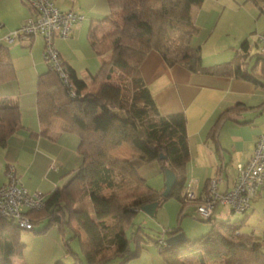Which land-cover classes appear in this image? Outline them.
Segmentation results:
<instances>
[{"label":"trees","instance_id":"obj_1","mask_svg":"<svg viewBox=\"0 0 264 264\" xmlns=\"http://www.w3.org/2000/svg\"><path fill=\"white\" fill-rule=\"evenodd\" d=\"M106 1L109 14L101 20L109 22L111 29L102 38L109 41L110 56L92 77L93 81H98L97 90L82 95L85 80L77 78L68 68L74 95L50 68L38 76L36 83L39 123L46 129L53 119L64 118L68 129L78 136L81 164L65 185L46 196L42 209L29 210L27 215L33 229L46 221L42 231L53 224L61 230L64 224L71 226L74 221L79 225L85 234V241L81 243L84 262L72 253L74 264H108L114 258H120L119 264H125L138 255V250L130 252L125 227L134 225L133 217L142 205L158 201L159 206L172 197L181 203L182 212L188 202L184 199L189 159L186 117L182 112L162 114L158 110L140 73V65L148 52L158 51L169 66L180 65L191 72L238 76L259 83L254 75L243 69L240 54L209 68L202 66L199 47L190 44L197 28L183 13L184 4L197 0ZM115 15H119V23L113 21ZM97 27L92 21L88 36L93 46L98 41ZM246 46L247 41H243L244 51ZM0 66L8 70L0 74V79H5L11 64L0 59ZM261 75L264 76V64ZM21 126L18 105L0 99V149ZM122 144L132 150L130 158L111 155ZM161 154L165 157L161 158ZM134 157L156 160L163 175L166 167L174 171L177 181L167 197L162 196L164 188L157 190L146 185L132 163ZM126 184H133L135 189L130 202H123L113 192L103 193L104 189L113 190ZM207 189L208 185L205 193ZM84 195L90 198L93 215L84 208L73 207ZM110 217L120 223L110 239L115 250L105 256L107 237L104 231L109 228L105 218ZM204 220L212 222V217ZM211 225L208 233L196 239L186 238L176 245H167L161 238L165 240L182 231L179 226L164 229L152 242L164 264H264V242L240 231V224L219 222L216 225L214 221ZM138 228L132 231V238L139 248L138 240L143 234ZM18 229L13 220L0 216V264H13L11 256L21 253Z\"/></svg>","mask_w":264,"mask_h":264},{"label":"crops","instance_id":"obj_2","mask_svg":"<svg viewBox=\"0 0 264 264\" xmlns=\"http://www.w3.org/2000/svg\"><path fill=\"white\" fill-rule=\"evenodd\" d=\"M50 1L62 10H73L84 16L81 21L73 23L68 37H55L54 45L66 67L73 71L77 78L85 80L81 94L93 93L97 90L98 81H93L92 77L102 62L109 58L110 44H105L101 38V41L98 39L93 46L88 33L92 21L95 25L107 23L101 20L109 14L107 1ZM254 3L264 5V0H254ZM218 9L219 7L213 3H206V0L188 2L183 6V13L197 28L190 44L192 43L191 46L194 48L199 47L202 65L205 64L203 61L206 56L202 50L203 45L200 46L202 42H198V36L207 31L210 33L212 29L210 19H213L214 12ZM32 15L34 11L26 0H0V59L8 60L11 64L9 76L0 79V99L18 105L22 125L0 149V186L7 182V169L13 167L19 185L29 192L41 191L47 196L69 181L81 164V155L78 152V136L68 129L64 118L53 119L46 129L39 123L36 83L38 76L49 69L43 57L44 44L41 35L16 37L12 40L6 38ZM242 27L238 29L239 35H243ZM262 31L264 26L259 33ZM193 41L199 45L193 44ZM243 41H247L246 51L241 48ZM259 43L255 45L259 46ZM260 45L262 48L259 53L254 54L256 61L252 66L242 58L243 69L254 75L259 83L238 76L191 72L180 65L169 66L155 50L148 52L140 65L143 81L160 113L182 112L186 117L189 147L186 182L192 181L198 199L186 202L182 212L187 205L195 208L197 201L206 194L209 179L213 177L219 179L221 191L231 189L236 164L248 160L257 135L264 131V119L257 116L264 108V76L261 75L264 47L261 43ZM226 46L224 44L215 46L214 54L211 55L215 62H209L203 67L209 68L230 61L239 54L250 57L248 38L241 40L240 44L226 43ZM227 48L233 50L228 51ZM2 69L0 66V74L8 72ZM211 129H214V133H211ZM122 145L111 155L130 158L132 150L126 147L121 149ZM161 188H164V185ZM247 211L237 223L244 222L252 211L262 219L264 199L259 197L252 200ZM223 213V206L217 205L211 217L216 214L215 217L219 216L220 220L222 215H225ZM257 231L258 227L253 228L250 234L261 235ZM77 235L80 236L81 243L85 241L82 230L80 232L78 229Z\"/></svg>","mask_w":264,"mask_h":264},{"label":"rangeland","instance_id":"obj_3","mask_svg":"<svg viewBox=\"0 0 264 264\" xmlns=\"http://www.w3.org/2000/svg\"><path fill=\"white\" fill-rule=\"evenodd\" d=\"M206 3H213L214 6L219 7V9L214 12L213 19H210V24L212 25L210 33L212 34L209 35V31H207L198 36V42H202L200 46L203 45L202 50L206 56L203 62L205 64L215 62L213 56H211L214 54L215 46H220V44L226 46V43L240 44L241 40L248 38L250 43V57L243 58L252 66L256 61V55L254 54L257 52L259 53L262 48L258 42V33L264 26V5L261 3L256 5L254 0H206ZM113 21L119 23V15H115ZM241 26H243V35H239L238 29ZM109 29H111V24L109 22L100 23L96 31L97 40L99 39V41H101L102 35ZM206 40L207 42H205ZM104 41L105 44L109 43L108 40ZM255 43H259V46H256ZM193 44L199 45V43L197 44L194 41ZM229 49L230 48H227L226 50L229 51ZM232 50L233 49H230V51ZM221 54L223 53H219V55ZM205 64L202 66H205ZM257 116L264 119V108L261 109V113L257 114ZM125 147L130 149L127 144H123L121 149ZM132 163L138 174L144 178L147 186L153 189H160L164 185V180L162 181L164 175L156 160L144 161L140 157H134ZM112 192L121 197L123 202L127 203L133 199L132 195H134L133 192H135V189L133 184H126L114 188L113 190H103L104 194H110ZM180 206V203L175 198L171 197L161 206L157 207L153 216H149L141 209L135 213L133 217L134 225L127 228L125 227V234L129 239L130 252L134 253L138 250V255L127 260L125 264H164L158 253L157 246L152 242L153 239L158 238L164 229L179 226L187 238L196 239L202 234L208 233L212 226L211 223L214 221L216 225L219 222L230 225L236 223L246 213L233 212L229 206H223V214L225 215H222V219L219 220V216L215 217V214L211 220L212 222H210L201 218H196L195 208H190L189 205H187L182 214H180L182 216L177 218ZM73 207L84 208L93 215L92 204L87 195L82 196L80 201L76 202ZM259 221L261 222L259 223ZM105 222L109 228L104 231L107 238H105L103 254L109 256L113 254L115 250V246L110 239L113 230L120 222L114 220L112 217L105 218ZM45 223L46 221L41 222L35 225L34 229L30 230L18 229V242L22 244V251L13 256V264H55L56 262L60 264H74L75 261L72 253H75L84 262V256L81 253L80 236L77 235V230L79 229L80 232L82 230L79 225L74 221L72 223L74 229L68 224H64L63 230H61L57 224H53L45 231H42V228L45 227ZM238 224H240V230L248 234L253 232V228L258 227V231L261 235L254 233V236H252L255 240L262 241V239H264V217L261 219L252 211L244 222H238ZM123 225H125V223H123ZM137 227H140L138 229H140L143 234V238H139L138 240L139 248L137 246L138 243L132 238V231ZM82 234L85 237L83 231ZM120 260V258H114L108 264H119ZM194 264H196V262H194Z\"/></svg>","mask_w":264,"mask_h":264},{"label":"built area","instance_id":"obj_4","mask_svg":"<svg viewBox=\"0 0 264 264\" xmlns=\"http://www.w3.org/2000/svg\"><path fill=\"white\" fill-rule=\"evenodd\" d=\"M34 15L26 19L6 38H28L40 34L43 40V57L50 69L56 71L64 85L74 95L67 67L54 45V38H66L73 23L81 21L83 14L73 10H62L50 0H26ZM258 41L264 47V31L258 34ZM234 183L231 189L221 191L219 179H209L207 193L195 204V217L208 219L217 205L229 206L234 212H245L252 200L264 199V131L255 139L251 156L243 163H237ZM7 182L0 186V216L13 220L18 228L33 229L27 212L44 207L46 195L41 191L29 192L19 185L13 167L6 171ZM192 181L188 180L184 188L185 201L196 198ZM161 241L165 242V240Z\"/></svg>","mask_w":264,"mask_h":264},{"label":"water","instance_id":"obj_5","mask_svg":"<svg viewBox=\"0 0 264 264\" xmlns=\"http://www.w3.org/2000/svg\"><path fill=\"white\" fill-rule=\"evenodd\" d=\"M160 157L164 158L165 156L161 154ZM176 181H177V176L174 173V171L171 168L166 167L164 169V189L162 191L163 197H167L169 195V193L171 192V189L176 184ZM158 203H159L158 201H152V202L142 205L140 209L144 211L146 214H148L149 216H153L157 210ZM186 238L187 237L185 233L183 231H180L174 235L167 236L165 238V243L167 245H176V244L184 242Z\"/></svg>","mask_w":264,"mask_h":264}]
</instances>
